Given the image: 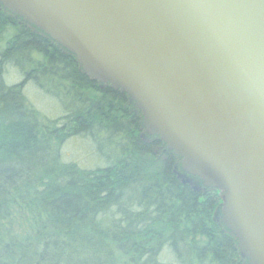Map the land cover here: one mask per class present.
Wrapping results in <instances>:
<instances>
[{"label":"trees","instance_id":"1","mask_svg":"<svg viewBox=\"0 0 264 264\" xmlns=\"http://www.w3.org/2000/svg\"><path fill=\"white\" fill-rule=\"evenodd\" d=\"M10 61L70 81L64 91H77L82 107L44 117L24 82L7 81ZM128 98L0 8V264H248L221 220L220 191L184 182L181 158L146 134ZM94 130L119 139V156L96 170L65 162L69 135Z\"/></svg>","mask_w":264,"mask_h":264},{"label":"water","instance_id":"2","mask_svg":"<svg viewBox=\"0 0 264 264\" xmlns=\"http://www.w3.org/2000/svg\"><path fill=\"white\" fill-rule=\"evenodd\" d=\"M129 95L181 171L220 191L221 220L264 264V0H0Z\"/></svg>","mask_w":264,"mask_h":264},{"label":"rangeland","instance_id":"3","mask_svg":"<svg viewBox=\"0 0 264 264\" xmlns=\"http://www.w3.org/2000/svg\"><path fill=\"white\" fill-rule=\"evenodd\" d=\"M26 67L28 70L32 69L28 64ZM5 71L6 79L10 84H21L24 82V95L48 119H57L66 114L68 111L67 107L74 108L75 111L82 107L77 91H72L70 95L64 91L65 85L70 84L68 80L65 82L67 84L61 86L60 78H49V75L45 73L44 78L41 75L38 77L39 75L37 74L39 72H36L37 76H32L35 74L34 72L27 75L25 70L19 68L13 61L7 63ZM41 81H43L42 84L44 86L38 83ZM88 94H90V91H88ZM104 138L105 136H103L102 132L97 133L95 130L93 133H71L61 147L63 160L65 162L77 163L82 168L88 170H96L107 166L110 159L120 154L119 139L116 136L111 138L110 141ZM54 144L57 146V142H54ZM171 258L165 256V261Z\"/></svg>","mask_w":264,"mask_h":264},{"label":"flooded vegetation","instance_id":"4","mask_svg":"<svg viewBox=\"0 0 264 264\" xmlns=\"http://www.w3.org/2000/svg\"><path fill=\"white\" fill-rule=\"evenodd\" d=\"M101 86L103 87V86H105V85H101ZM118 91H119V90H118ZM120 92L123 93V94H127V93L122 92V91H120ZM128 96H129V95H128ZM128 102H129L130 106L132 107V108H131V109H132L131 111H133L136 115H139L138 113L141 112V111H139L137 107H134V108H133V106H132V105H133V102H131L130 97L128 98ZM141 113H142V112H141ZM144 130H145V129H144ZM151 137H152V136H151Z\"/></svg>","mask_w":264,"mask_h":264}]
</instances>
